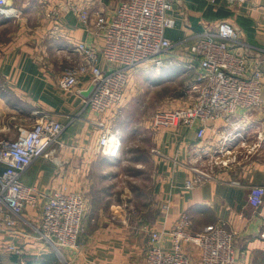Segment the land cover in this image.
Here are the masks:
<instances>
[{"label":"crops","instance_id":"obj_1","mask_svg":"<svg viewBox=\"0 0 264 264\" xmlns=\"http://www.w3.org/2000/svg\"><path fill=\"white\" fill-rule=\"evenodd\" d=\"M128 1L9 0L8 12H0V139L14 140L19 128H31L35 111L49 113L66 126L51 154L36 160L20 179L35 189L36 204L23 207L27 223L0 222V264H142L150 233L159 232L160 248L169 252L170 232L185 215L191 235L217 225L236 232L235 264H264V210L248 203L250 188L264 187V103L254 110H238L230 121L210 122L201 140L196 136L197 125L153 129L147 111V102L156 101L147 86L175 83L168 77L173 73L190 74L185 64L192 59L190 47L198 34L214 31L224 21L252 47L241 53L250 69L258 68L263 74L264 101V53L257 51L264 50V0H216L214 4L173 0L170 14L175 28L167 37L175 47L164 56L161 72H135L118 104L104 113L93 112L83 106L90 86L88 74L70 90L58 84L65 68L80 63L75 51L79 43L98 54L104 45L103 37L89 32L69 5L86 8L94 23L96 12L104 11L111 18L114 8ZM99 66L107 68L101 58ZM133 111L140 116L137 120L129 116ZM104 129L116 140L117 148L109 154L98 144ZM123 149H137L147 159L129 163L120 156ZM212 155L229 162L215 167L201 185L185 191L183 185L193 177L192 170H199ZM127 166L130 200L138 214L120 223L111 219L110 211L121 202L119 181ZM60 191L79 193L88 203L81 244L76 250L62 249L63 261L34 231L41 222L43 204ZM182 250L189 264H201L200 247L184 243Z\"/></svg>","mask_w":264,"mask_h":264},{"label":"built area","instance_id":"obj_2","mask_svg":"<svg viewBox=\"0 0 264 264\" xmlns=\"http://www.w3.org/2000/svg\"><path fill=\"white\" fill-rule=\"evenodd\" d=\"M207 1L214 4L216 0ZM8 3L9 0H0L1 13L8 12ZM172 4L173 0H129L116 6L111 18L104 11L96 12L94 23H91L86 8L69 5L89 32L103 37L104 45L98 54L91 47L79 43L75 51L81 61L64 69L59 87L70 90L80 77L88 74L90 86L83 106L93 112L104 113L122 100L132 74L143 69L158 75L164 66V56L175 47L167 37V32L175 28L170 14ZM242 38L240 32L225 21L220 22L214 31L205 30L198 34L196 43L190 47L192 59L185 64V69L192 75L191 89L196 95L184 108L153 113L150 119L153 129L192 128L197 125L196 136L201 140L210 122L230 121L238 110H254L263 105V74L258 68L247 66L241 50L247 51L252 47ZM257 51L264 53V50ZM100 58L105 61L106 69L99 66ZM34 118L31 128L18 129L16 139H0V222L8 226H13L16 220L27 223L22 210L24 206H35L37 193L34 188L24 186L20 179L36 160L51 154V147L66 128L43 111H35ZM98 144L106 154L117 148L116 140L108 129L102 131ZM152 152L157 153L155 150ZM228 162L215 160V164ZM192 171L193 177L184 182L185 191L193 190L211 177L209 173ZM248 200L253 209L264 210V187L252 186ZM164 209L167 211L168 206ZM111 211L114 220L121 218L120 206H112ZM85 212V200L79 193L60 191L50 195L41 208V222L34 228L37 239L52 248L59 257L61 249H78ZM128 215L133 217L132 212ZM123 217V223L130 219L124 213ZM189 227L190 220L185 215L170 232L169 252L160 248L161 234L151 232L150 245L142 264H189L190 259L182 250L184 243L200 247L201 264H235L236 232L217 225L199 235H191Z\"/></svg>","mask_w":264,"mask_h":264},{"label":"rangeland","instance_id":"obj_3","mask_svg":"<svg viewBox=\"0 0 264 264\" xmlns=\"http://www.w3.org/2000/svg\"><path fill=\"white\" fill-rule=\"evenodd\" d=\"M139 72V71H137ZM179 72V71H178ZM180 73H173V76H168V77H173V79H175V83L168 81L165 82V84H160V85H153V86H147V89L151 90L152 92L155 94V100L157 101H153V102H147V104L149 105L147 107V111L151 113V116L153 113L158 112L159 110H173L176 108H184L186 106H188L189 104L192 103L196 93H194V91H192L191 89V85H192V75L185 73L184 77L182 76ZM136 74V73H135ZM180 75V77L178 76ZM139 77H141V82L140 84H143L142 81L144 82V76H142V74L139 75ZM175 77H179V78H175ZM148 80V79H147ZM186 81H189L188 83H186ZM147 83H149V81H147ZM152 87V88H151ZM158 88V89H156ZM165 96H167L165 98ZM166 102V106L163 107L164 103ZM161 104V106H160ZM145 106V105H144ZM143 106V108H144ZM146 109V106H145ZM129 116L132 117L131 120H137V117L139 118L140 116L137 115L134 111L129 113ZM128 116V117H129ZM150 116V117H151ZM129 119V121H131ZM133 128V127H132ZM121 158H125L127 160V162L132 163L133 161H135L136 158H139L140 161H145V156L142 152H140L137 149H123V151L120 153ZM139 154V155H137ZM216 156V155H215ZM211 156L208 159H205L202 167L199 168L198 171H200L201 173L207 174L209 173L211 175V173L214 172V168L215 167H221L223 166L222 164H215V160L220 161V159H218V156ZM147 159V158H146ZM221 162V161H220ZM126 170V171H125ZM123 172L124 174L126 173L125 176L121 177L119 183H120V188H121V199L119 203L114 204L113 206H120L121 208V215H120V219L116 218L117 220H119L120 223H123L122 220L124 219L123 217V213L125 214L126 217H129V213L132 212L133 213V217H129L130 219L132 218H136L137 214L135 213V208L133 207V204L130 200V191H131V183H130V174L128 175L127 173H129L131 171L130 167L127 166V168L125 169ZM84 200H85V205H86V209L88 206L87 200L86 198L83 196ZM110 216L111 219L114 220L112 211H110ZM116 221V220H114ZM82 236V235H81ZM81 240V238H80ZM60 253H62V249L60 250ZM59 259L61 261H63V257H59Z\"/></svg>","mask_w":264,"mask_h":264},{"label":"water","instance_id":"obj_4","mask_svg":"<svg viewBox=\"0 0 264 264\" xmlns=\"http://www.w3.org/2000/svg\"><path fill=\"white\" fill-rule=\"evenodd\" d=\"M88 94V92H86Z\"/></svg>","mask_w":264,"mask_h":264}]
</instances>
